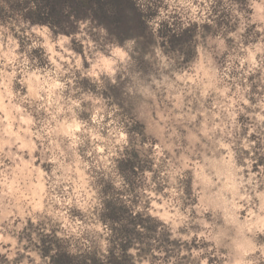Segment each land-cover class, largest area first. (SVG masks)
<instances>
[{
  "label": "clouds",
  "instance_id": "9594fccd",
  "mask_svg": "<svg viewBox=\"0 0 264 264\" xmlns=\"http://www.w3.org/2000/svg\"><path fill=\"white\" fill-rule=\"evenodd\" d=\"M85 2L78 17L73 0H0V172L13 181L0 196V264H93L92 253L122 264L111 208L147 238L135 264H264V167L253 171L264 157V0ZM52 5L67 20L36 19ZM197 54L223 97L211 107L204 80L187 82ZM197 157L206 185L226 176L227 186L193 208L186 170Z\"/></svg>",
  "mask_w": 264,
  "mask_h": 264
},
{
  "label": "rangeland",
  "instance_id": "374dc122",
  "mask_svg": "<svg viewBox=\"0 0 264 264\" xmlns=\"http://www.w3.org/2000/svg\"><path fill=\"white\" fill-rule=\"evenodd\" d=\"M88 7H90V5L88 3H86L85 0H73L72 10L76 13V15L78 17L86 15V9ZM129 7H130V5H129ZM58 9H59V6L56 5L53 21H55L57 24H60L62 21L67 20V17L62 16ZM97 15L102 21H105V22L110 23V24L116 23L117 27H120L122 30H126L123 27L122 20H121L120 16H115L112 18L106 17L103 14L102 8H101V10H99L97 12ZM136 27L141 31L144 28L143 22L140 21L138 17H137ZM185 38H187V37H185ZM173 42L175 43L176 41L174 40ZM206 72H207V69L204 68L202 63L199 61L198 54H197V57L193 58L191 61V69H190V72L188 73V81L187 82L190 85L193 81V78L196 77L197 75H199V77H201L204 80V83H202L200 85L199 91H200V94L202 96L205 93V91H207L211 94L208 97L209 107H211L212 104H215L217 102V97H219L220 102H223V97L219 95V89H216L213 87V81L209 75H205ZM0 86H2V85H0ZM25 91H26V89H25ZM239 119L242 123H248L249 122V118L245 117V116H241V117H239ZM200 122H201V127L203 128L204 117H200ZM3 127H4L3 112L0 111V135H2V133H3ZM189 142L190 141L186 139L185 145H187ZM196 159H200L202 161V157H197V158L193 159L192 160V167H190L186 170V195L188 197V201L192 203L193 208H195L196 205H199L201 203L202 198H204L206 200V202H208V203H214L217 199V194L219 193L220 189L227 186V177L226 176L224 178L225 182L222 184H219L215 187L210 186V185H206L204 180H203V176L207 175L208 170L201 171L203 164L201 163V166L198 167L196 164ZM45 167H47V166H45ZM261 167H264V157H261L256 162V164L253 165V171L259 172ZM198 179L200 180L199 185L197 184ZM5 183L8 184L9 188L13 187L12 179L7 178V180H6L5 175L2 172H0V196H2L3 192L5 191ZM14 194L18 199L23 198L24 196H26L28 194L26 186L16 187V189L14 190ZM256 203H257V207L251 209L253 212L259 211V208H258L259 201H257ZM187 206H188V204L186 203L185 207H187ZM148 207L151 208L150 203L148 204ZM225 211L226 210H221L218 213L219 219L216 221L217 227H219L220 225H223ZM248 214H249V209H242L239 213L241 221L246 220L248 217ZM193 215H196V213L194 212ZM204 216H205L206 222H209V223L212 222V220H213V214L212 213H205ZM155 223H156V221L152 220L149 222L148 225L152 226ZM159 223H162V221H160ZM193 227L195 228L198 226L193 225ZM181 231H183V229ZM260 238L264 239V233L260 234ZM143 239H144V242L147 244L146 246H149L147 243L146 236H144L142 238V240ZM205 243H207V242H205ZM184 246H185V243L181 242V241L172 242V241H168L167 239H164L161 241V247L163 249H167V250H175L176 248H182ZM199 246L200 245L197 242V239L193 238L191 245H189L188 247H189V250H191L193 248H198ZM149 248H150V246H149ZM97 251H98V249H97ZM150 251H151V248H150ZM134 252H136V251L135 250L130 251L131 254H133ZM215 260H216V258L213 257L212 261L215 262Z\"/></svg>",
  "mask_w": 264,
  "mask_h": 264
},
{
  "label": "trees",
  "instance_id": "16d2710c",
  "mask_svg": "<svg viewBox=\"0 0 264 264\" xmlns=\"http://www.w3.org/2000/svg\"><path fill=\"white\" fill-rule=\"evenodd\" d=\"M55 6L56 5H52L49 16L42 17L37 14L36 19L40 20L41 22L46 21L49 17H52L54 19ZM29 15H32V14L29 13ZM53 23H56V22L53 21ZM121 167H122V170L125 168L130 169L131 164L130 163L122 164ZM107 215L111 219H113L112 221L113 226L120 228V231L116 234V240L114 241L115 248L117 250L120 248H123L126 258H129V259L125 258L126 260L122 262V264H135L136 256L130 253L131 250H135L136 252L139 251L140 255H147L149 253L150 251L149 246H146L147 244L144 242V239L142 240V238L145 235L138 234L137 232L133 231L131 227H129L130 224H133L136 222L132 220L131 218H128V223H125L126 214L124 213L123 209L111 208L110 212ZM143 219L144 218L141 217V220ZM103 222L105 224L109 222L107 217L104 218ZM148 227H149V231L147 233V236H150L153 234V230H152V226L148 225ZM91 255L93 256V264H100V262H97L94 259L95 253H92ZM56 264H72V261L67 256L61 255L59 259L57 260ZM113 264H116V262L113 261ZM212 264H215V262L212 261Z\"/></svg>",
  "mask_w": 264,
  "mask_h": 264
}]
</instances>
